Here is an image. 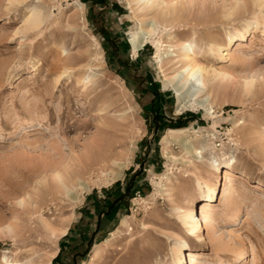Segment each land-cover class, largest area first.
Here are the masks:
<instances>
[{"label": "rangeland", "instance_id": "374dc122", "mask_svg": "<svg viewBox=\"0 0 264 264\" xmlns=\"http://www.w3.org/2000/svg\"><path fill=\"white\" fill-rule=\"evenodd\" d=\"M166 1L156 57L151 41L132 54L154 17L136 0H0V264H168L181 239L183 264H264V0ZM187 45L221 74L199 96L181 86ZM207 185L189 237L178 214Z\"/></svg>", "mask_w": 264, "mask_h": 264}, {"label": "bare ground", "instance_id": "6f19581e", "mask_svg": "<svg viewBox=\"0 0 264 264\" xmlns=\"http://www.w3.org/2000/svg\"><path fill=\"white\" fill-rule=\"evenodd\" d=\"M140 3L141 7L149 12L154 13L153 22L151 24V27L147 30H142L139 28L138 31H134L130 34L129 43L131 46L132 54L136 55L138 50L148 41L153 42V44L156 46V57H159V52L161 49V46L163 45V41L161 39L155 38L154 35L157 34V31L161 32L162 30H166V24L165 19L166 16L170 12V5L167 4L166 0H136ZM254 3H261V0H253ZM28 15L24 21L23 28L24 30H33L37 29L41 22V13L40 11L35 7L31 6L29 7L27 11ZM259 18H264V13L258 12L255 16V27L257 28L258 20ZM246 27L250 26V23L245 24ZM26 31V32H27ZM29 33V32H27ZM31 33V32H30ZM239 36H243V32H239ZM231 39V38H230ZM231 42V40H230ZM18 43V42H17ZM22 42H19L18 45H21ZM23 44V43H22ZM19 48V47H18ZM62 54H66V51L64 49L61 50ZM206 53L212 54L214 57H221L222 51L220 48V45H209L207 46ZM196 48L192 45H187L183 52L180 55V61L182 64V70H180L178 73L182 74L184 73V81L181 86L185 84L190 85L191 90V96H199L202 95L203 92L206 91V80L208 79H216L221 74L213 67H207L200 63L196 59ZM63 71V72H62ZM62 73H65L67 70L64 68L62 70ZM248 82V81H247ZM249 84V82L247 83ZM179 97V96H178ZM207 98L204 100H197L194 101V107L201 106ZM191 100V99H190ZM189 104V103H188ZM187 104L183 103L182 107L186 108ZM169 134H175L180 133L183 131H180L178 129H169ZM184 147L188 148V144H183ZM264 147V146H263ZM90 155V152L87 151L85 158ZM108 157L106 155H102L101 157L93 160L91 163H89L86 166V171H89L90 173L95 171V168H104V166H108ZM85 163V162H84ZM234 164L233 159H229L224 164V176L225 180H229L230 178V170L232 169ZM96 168V169H97ZM217 168V167H216ZM232 171V170H231ZM56 177H59L58 174H56ZM225 187V184H224ZM217 192L216 187L214 185H207V193L203 196L204 198L201 200L200 207H197L196 205H192L191 207L182 208L180 209V212L178 214L179 222L181 224V227L185 228L187 231V235L194 236L197 239H201L202 234H198L201 230V220L203 221L207 213L211 207V203L214 199H216ZM199 208V210H198ZM203 217V218H202ZM189 239V238H188ZM189 247L188 241L185 239H181L180 241H177L175 245L172 247V256L170 259V262L168 264H183L184 261V250ZM193 252H190L189 254V260L190 264L195 263ZM4 264H7V259L3 260ZM11 264H18V262L14 261Z\"/></svg>", "mask_w": 264, "mask_h": 264}, {"label": "trees", "instance_id": "16d2710c", "mask_svg": "<svg viewBox=\"0 0 264 264\" xmlns=\"http://www.w3.org/2000/svg\"><path fill=\"white\" fill-rule=\"evenodd\" d=\"M167 126L168 127H179V126H181V124L180 123H178V122H175V123H169V124H167ZM171 129H175V128H171ZM132 185L130 184L128 187H131ZM136 189H135V187L133 188V192L135 191Z\"/></svg>", "mask_w": 264, "mask_h": 264}]
</instances>
